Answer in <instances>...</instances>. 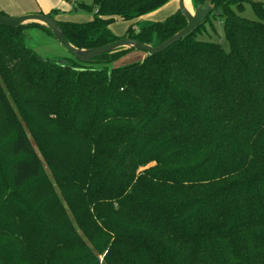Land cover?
I'll return each instance as SVG.
<instances>
[{
    "label": "trees",
    "instance_id": "1",
    "mask_svg": "<svg viewBox=\"0 0 264 264\" xmlns=\"http://www.w3.org/2000/svg\"><path fill=\"white\" fill-rule=\"evenodd\" d=\"M170 1L94 0L89 23L59 24L80 49L120 40L116 19L157 46L179 10L133 23ZM211 1L229 52L197 38L210 15L122 67L132 50L45 60L28 46L43 27L0 25V264H264V3L252 21Z\"/></svg>",
    "mask_w": 264,
    "mask_h": 264
},
{
    "label": "rangeland",
    "instance_id": "2",
    "mask_svg": "<svg viewBox=\"0 0 264 264\" xmlns=\"http://www.w3.org/2000/svg\"><path fill=\"white\" fill-rule=\"evenodd\" d=\"M237 1V0H236ZM263 2L264 0H244V9L241 13L242 17L256 21L258 17L250 2ZM83 5H88L86 8ZM94 0H0V11L8 16H22L27 15V12L38 11L40 9L44 12L58 11L59 15H65L64 19L76 23H89L93 18L96 11ZM235 6V4H234ZM26 10L27 12H25ZM179 10V4L164 9L161 15H152V17L145 18L133 23V30L139 33L143 28L148 27L156 22H163L168 17L173 15ZM132 23L116 19L111 25V30L117 37H125L127 31L130 29ZM30 40L28 41L29 47L39 55L42 59L47 60H63L66 62L76 61L74 57L61 46L53 36H50L43 28L31 27L28 29ZM197 38L205 41H213L219 43L223 48L229 52L230 44L226 38L222 19L219 12L213 13L210 20L201 27V31L197 34ZM146 57V54L138 51H131L124 58L114 63L112 67H122L128 64L139 62ZM95 68H101V64H92ZM47 169V168H46ZM48 171V170H47Z\"/></svg>",
    "mask_w": 264,
    "mask_h": 264
},
{
    "label": "water",
    "instance_id": "3",
    "mask_svg": "<svg viewBox=\"0 0 264 264\" xmlns=\"http://www.w3.org/2000/svg\"><path fill=\"white\" fill-rule=\"evenodd\" d=\"M178 1L179 11L185 17L187 26L176 33L174 36L169 38L167 41L157 46L146 44L140 40L131 38L128 34L120 40H117L103 47L93 49H80L73 46L68 41L66 35L60 27L59 21L56 18L43 14L8 16L2 14L0 11V25L7 28L19 29L28 27L32 24H36L43 28H46L52 33L56 41L61 46L66 48V50L72 55V57L76 59V61L85 65H91L96 62L95 60L98 57L119 50H135L138 52H143L144 54H146V57L162 54L172 46L180 42L183 38L195 32L207 20V18L215 9V5L211 0H204L203 3H197L196 5H193V7H191L192 0H189L190 7L187 4V0ZM146 57H144L143 60ZM143 60H140L139 62H142Z\"/></svg>",
    "mask_w": 264,
    "mask_h": 264
},
{
    "label": "crops",
    "instance_id": "4",
    "mask_svg": "<svg viewBox=\"0 0 264 264\" xmlns=\"http://www.w3.org/2000/svg\"><path fill=\"white\" fill-rule=\"evenodd\" d=\"M199 1H201V0H192L193 4H192V2H191V7H193V5H196ZM176 4L178 5V4H179V1H178V0H172V1H170L167 5H165L164 7H162L161 9H159V10H157V11H155V12L149 14V15H146V16L140 18V20H142V19L145 20V18L152 17V15H161V13L164 12V9H168L169 7L171 8L172 6H174V5H176ZM24 11L27 12L26 10H24ZM53 11H54V9H53L52 11H49V12H44V10L40 9V10H38V11L35 10V11H33V12H27L26 14H43V15H49V14H51ZM176 12H177V11H176ZM176 12H175V13H176ZM175 13H174V14H175ZM64 17H65V15H59V14L56 15V19H57L58 21H68V20L64 19ZM140 20H139V21H140ZM145 21H146V23H148L147 20H145ZM28 34H29V33H28ZM29 40H30V36H29ZM28 44H29V43H28Z\"/></svg>",
    "mask_w": 264,
    "mask_h": 264
},
{
    "label": "bare ground",
    "instance_id": "5",
    "mask_svg": "<svg viewBox=\"0 0 264 264\" xmlns=\"http://www.w3.org/2000/svg\"><path fill=\"white\" fill-rule=\"evenodd\" d=\"M187 4H188V6H189V0H187ZM190 7V6H189Z\"/></svg>",
    "mask_w": 264,
    "mask_h": 264
}]
</instances>
